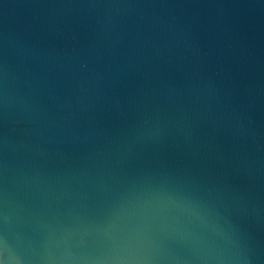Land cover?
I'll use <instances>...</instances> for the list:
<instances>
[{
    "label": "water",
    "instance_id": "95a60500",
    "mask_svg": "<svg viewBox=\"0 0 264 264\" xmlns=\"http://www.w3.org/2000/svg\"><path fill=\"white\" fill-rule=\"evenodd\" d=\"M159 264H264V0H0V237Z\"/></svg>",
    "mask_w": 264,
    "mask_h": 264
},
{
    "label": "clouds",
    "instance_id": "9594fccd",
    "mask_svg": "<svg viewBox=\"0 0 264 264\" xmlns=\"http://www.w3.org/2000/svg\"><path fill=\"white\" fill-rule=\"evenodd\" d=\"M150 233L120 246L108 255L49 257L46 264H159V261L168 258L158 254L159 244L154 237L157 234L162 237L169 233L167 221L161 218L150 228ZM195 259L200 264H248L249 257L237 240L236 248L226 255H216L211 251H205L198 254ZM0 264H30V261L12 254L4 238L0 237ZM185 264H190V261H186Z\"/></svg>",
    "mask_w": 264,
    "mask_h": 264
}]
</instances>
